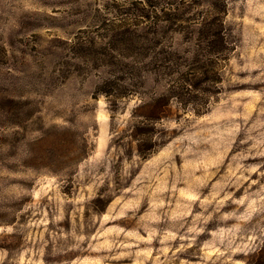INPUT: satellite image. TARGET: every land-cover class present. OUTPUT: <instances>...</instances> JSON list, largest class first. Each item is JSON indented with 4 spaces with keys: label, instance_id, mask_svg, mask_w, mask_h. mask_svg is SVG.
Segmentation results:
<instances>
[{
    "label": "rangeland",
    "instance_id": "obj_1",
    "mask_svg": "<svg viewBox=\"0 0 264 264\" xmlns=\"http://www.w3.org/2000/svg\"><path fill=\"white\" fill-rule=\"evenodd\" d=\"M264 0H0V264H264Z\"/></svg>",
    "mask_w": 264,
    "mask_h": 264
},
{
    "label": "trees",
    "instance_id": "obj_2",
    "mask_svg": "<svg viewBox=\"0 0 264 264\" xmlns=\"http://www.w3.org/2000/svg\"><path fill=\"white\" fill-rule=\"evenodd\" d=\"M264 251V249L262 248L261 250H260V252L262 253Z\"/></svg>",
    "mask_w": 264,
    "mask_h": 264
}]
</instances>
